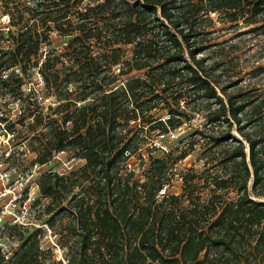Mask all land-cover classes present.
Returning a JSON list of instances; mask_svg holds the SVG:
<instances>
[{
	"label": "trees",
	"instance_id": "obj_1",
	"mask_svg": "<svg viewBox=\"0 0 264 264\" xmlns=\"http://www.w3.org/2000/svg\"><path fill=\"white\" fill-rule=\"evenodd\" d=\"M0 12L9 17L0 28V99L29 113L14 122L0 111V131L19 139L44 125L29 140L31 165H49L36 201L48 199L51 227L67 218L68 264H264V66L247 85L203 55L213 14L257 30L264 0H0ZM124 46L133 48L128 59ZM38 74L58 117L43 114L37 89H23ZM199 113L207 125L189 149L174 156L153 141L141 150ZM200 140L228 144L219 154L232 168L216 183L237 196L215 193L186 207L177 195L160 199L172 165ZM59 153L71 154L67 170L55 168ZM13 168L9 161L5 170ZM6 227L22 242L1 246L0 264H46L43 227L29 235Z\"/></svg>",
	"mask_w": 264,
	"mask_h": 264
},
{
	"label": "rangeland",
	"instance_id": "obj_2",
	"mask_svg": "<svg viewBox=\"0 0 264 264\" xmlns=\"http://www.w3.org/2000/svg\"><path fill=\"white\" fill-rule=\"evenodd\" d=\"M212 18L214 24L211 26L210 31H213L214 34L210 37L213 40L210 42V48L203 55H208L210 62H214L217 69L228 68L230 79L239 80L244 76L243 84L248 85L249 80L257 82L259 78H254V73H251V71L255 67L264 66V28L251 30L256 25L245 26L242 21H240L238 27H232V24L224 21L221 15L213 14ZM8 24V15H3L0 12V28L7 27ZM124 47L125 59H128L132 55L133 48L132 46ZM114 70L119 72V66H116ZM262 80L264 79L262 78ZM262 80L261 83L264 84ZM44 85L42 77L38 74L36 78L26 79L23 89L25 93H28L30 88L37 89L34 99H37L42 105L40 110L46 116L58 117V114L55 113L58 110L57 99L49 97L41 89ZM6 101L9 102L10 99L7 98ZM16 103L18 106L12 105V103L5 106L4 100L0 99V111L14 122L24 109L19 101ZM195 111H205V109ZM202 114H196L193 120L185 123L178 130L166 134L165 138L154 135L156 136L155 139L151 138L141 150L148 154L149 149L151 150L153 147L151 142L155 141L154 145L162 151L167 153L172 151L174 156L179 155L182 150L189 149V142L192 138L200 139L197 132L207 125ZM28 115V112H24L23 116L28 117ZM166 116L167 114L164 115V117ZM33 118V116L27 118L26 124L32 121ZM0 126L4 127V123H0ZM43 126L37 127L35 131L31 130L30 133L19 139L14 137L11 132L4 131L1 133L0 131V247L2 246L4 250H8L12 244L18 245L22 242L17 232L7 229L6 224L8 223L19 225L26 235L43 227L42 246L45 251H49L43 256L46 264H68V248L63 246V243L71 241L66 235L65 224L67 218L62 219L59 216L55 226L51 227L48 220L52 214H48L46 211L48 199L42 198L36 201V188L40 172L43 169L46 170L47 167L49 168V165H31L36 155L33 146H30L29 140L36 132H40ZM17 127V133H24L22 126ZM67 128H70V126L67 125ZM44 131H47V129H44ZM231 133L240 138L235 128ZM205 143L200 140L192 153L177 164L172 165L167 176L169 183L159 193L158 197L160 199L172 194L177 195L180 197L179 201L182 203V207H186L191 205L192 201H200V198L202 201L210 199L215 193L224 196L226 199H233L237 196L238 191H233L232 188L218 189L216 183L217 176L224 177L225 173L230 172L232 168L229 162L227 163L225 160L226 158L219 154V151L228 144L223 143L222 146L211 149L210 146L203 145ZM151 153L155 154L154 151H151ZM69 155L71 154L59 153L56 155L54 159L55 168L57 164L59 166L57 170H67L73 164ZM214 155H218L216 160H213ZM9 161L14 162V168L11 171L5 170ZM133 161L137 163L132 165L142 170L141 167L143 166L139 165V160L134 159ZM186 174H195V180L185 183L184 176ZM249 188L251 190L252 180L249 182ZM25 195L27 196L26 199ZM190 197L192 198L190 199ZM251 197H254V195L251 194ZM64 235L65 237L62 240Z\"/></svg>",
	"mask_w": 264,
	"mask_h": 264
},
{
	"label": "built area",
	"instance_id": "obj_3",
	"mask_svg": "<svg viewBox=\"0 0 264 264\" xmlns=\"http://www.w3.org/2000/svg\"><path fill=\"white\" fill-rule=\"evenodd\" d=\"M60 171V170H59ZM36 195H39L40 196V189H39V186H38V184H37V188H36ZM26 194H28V193H26ZM26 196V195H25Z\"/></svg>",
	"mask_w": 264,
	"mask_h": 264
}]
</instances>
